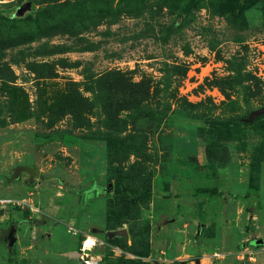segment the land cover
I'll return each mask as SVG.
<instances>
[{
  "label": "rangeland",
  "instance_id": "1",
  "mask_svg": "<svg viewBox=\"0 0 264 264\" xmlns=\"http://www.w3.org/2000/svg\"><path fill=\"white\" fill-rule=\"evenodd\" d=\"M262 108L264 0H0V264H264Z\"/></svg>",
  "mask_w": 264,
  "mask_h": 264
},
{
  "label": "water",
  "instance_id": "2",
  "mask_svg": "<svg viewBox=\"0 0 264 264\" xmlns=\"http://www.w3.org/2000/svg\"><path fill=\"white\" fill-rule=\"evenodd\" d=\"M263 111H264V108L259 110V112H263ZM112 188H113L112 183H110V184L107 185V187L105 189H106V191H110V190H112ZM15 232H16V229L15 228L12 229L11 234H10V238H9L11 245L14 244L16 242V240H17V238L15 236ZM256 243H259V244L263 243V240L262 239H258V240H256ZM79 254H80L79 252H75L74 253V255H76V256L79 255Z\"/></svg>",
  "mask_w": 264,
  "mask_h": 264
},
{
  "label": "trees",
  "instance_id": "3",
  "mask_svg": "<svg viewBox=\"0 0 264 264\" xmlns=\"http://www.w3.org/2000/svg\"><path fill=\"white\" fill-rule=\"evenodd\" d=\"M18 170H20V169H16L15 170V173H16V171H18ZM34 172V171H33ZM32 175L35 177V176H39V173H37V171H35L34 173H32ZM119 184H121V181L120 180H118L117 181ZM96 185H94V186H92L91 188H90V190H97L98 188H97V186L95 187ZM104 190H106V189H104ZM121 192H122V194L124 195V196H127V193H126V191L124 190V189H122L121 190Z\"/></svg>",
  "mask_w": 264,
  "mask_h": 264
},
{
  "label": "bare ground",
  "instance_id": "4",
  "mask_svg": "<svg viewBox=\"0 0 264 264\" xmlns=\"http://www.w3.org/2000/svg\"><path fill=\"white\" fill-rule=\"evenodd\" d=\"M91 241H93V240H88V243L90 244ZM79 253H80V256H81V252H79Z\"/></svg>",
  "mask_w": 264,
  "mask_h": 264
},
{
  "label": "built area",
  "instance_id": "5",
  "mask_svg": "<svg viewBox=\"0 0 264 264\" xmlns=\"http://www.w3.org/2000/svg\"><path fill=\"white\" fill-rule=\"evenodd\" d=\"M87 264H89V262H87ZM90 264H95V262H94V261H92Z\"/></svg>",
  "mask_w": 264,
  "mask_h": 264
}]
</instances>
